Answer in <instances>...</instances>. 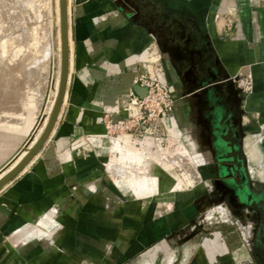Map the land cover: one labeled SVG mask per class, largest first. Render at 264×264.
<instances>
[{"label": "crops", "instance_id": "obj_1", "mask_svg": "<svg viewBox=\"0 0 264 264\" xmlns=\"http://www.w3.org/2000/svg\"><path fill=\"white\" fill-rule=\"evenodd\" d=\"M70 33L54 131L0 190V264H264V0H71ZM143 74L176 99L172 154L192 158L200 181L220 161L235 164L232 178L251 197L216 207L223 216L198 242L207 227L200 207L155 205L159 181L152 194L108 174L104 116L127 117ZM239 78L253 89H240ZM139 143L144 155L165 152L153 137ZM157 163L152 176L169 177Z\"/></svg>", "mask_w": 264, "mask_h": 264}, {"label": "rangeland", "instance_id": "obj_2", "mask_svg": "<svg viewBox=\"0 0 264 264\" xmlns=\"http://www.w3.org/2000/svg\"><path fill=\"white\" fill-rule=\"evenodd\" d=\"M59 23L57 0H0L1 178L7 174V170L9 173L26 157L28 154L26 152H28L31 146H35L34 141L38 137V134L40 135L41 129H43L42 125L44 126L46 118L51 116L49 111L53 107L56 96L55 86L61 71L62 50ZM116 121L118 120H114L108 113L105 114L103 122L106 125L107 131H110L112 134L106 149L109 175L112 174L110 171L111 166L118 164L113 160V145L116 142L121 143L122 141L118 137L122 135L123 130L113 129ZM42 131L41 134H43ZM158 135L160 139L156 141L165 152L163 154L156 153V155H149L150 160L153 163L155 161L159 162L157 166L160 170L166 171L169 174L165 173L163 175L169 177L162 179L163 176L160 172L158 176L154 175L156 182L159 181L158 188L160 193H158L157 197L153 195L152 203L164 206L167 204L170 207L175 205L178 208H182L188 203L198 206L202 202H208L207 199H203L204 197L198 196L197 190L193 191L194 188H198V185L200 186V180L196 178L189 180L194 175V177H197L196 167L198 164L194 163L192 158V164H189L185 157L177 154L173 155V145L168 140L169 136L164 134L163 129L158 130ZM129 138L131 139L130 136ZM139 141L135 139L131 140V148L129 149L131 153L141 154L144 152H139L141 150ZM163 155L164 157H162ZM151 162L149 161V163ZM144 165L146 164L138 161L132 163L128 161L126 163L122 162L119 166L126 167L129 170L128 172L135 171V168L136 170L138 169L137 166H141L143 168L138 171L142 173L145 179L147 171H145ZM189 172L194 173V175L189 174ZM188 174L191 176L189 177ZM110 176L114 178L113 175ZM112 181L114 180L112 179ZM8 183L0 190L6 187ZM172 191L174 192L172 193ZM203 214V221L207 227L201 228L196 236L194 235L193 239L196 242L200 238L202 240L205 237L212 236L214 228L212 224H209V221L220 219V216H223V213H217L211 209H207ZM35 224L37 225L38 222ZM201 231L202 234H200ZM212 238L214 239V237ZM130 264H134V262Z\"/></svg>", "mask_w": 264, "mask_h": 264}, {"label": "built area", "instance_id": "obj_3", "mask_svg": "<svg viewBox=\"0 0 264 264\" xmlns=\"http://www.w3.org/2000/svg\"><path fill=\"white\" fill-rule=\"evenodd\" d=\"M236 82L244 92L248 93L253 89L251 78H239ZM136 83L146 87L148 92L144 97L133 91L129 94V100L125 107L127 117L116 121L113 129L123 130L122 134H129L136 141L146 137L159 140V129H163L164 134L169 136L176 108L173 92L157 76L153 75L143 74ZM108 133L110 136L112 135L110 131Z\"/></svg>", "mask_w": 264, "mask_h": 264}, {"label": "water", "instance_id": "obj_4", "mask_svg": "<svg viewBox=\"0 0 264 264\" xmlns=\"http://www.w3.org/2000/svg\"><path fill=\"white\" fill-rule=\"evenodd\" d=\"M61 2V38H62V52H61V82H60V90L59 95L56 101L55 108L50 117L49 123L45 128L42 136L39 141L35 144V146L30 150V152L26 155V157L9 173H7L3 178L0 179V189L5 186L8 182H10L14 177H16L25 167L29 164V162L36 156L38 151L42 148V146L48 141L50 138L52 131L60 117V113L62 111V107L64 104V97L66 91L68 89V78L70 73V44H69V20H68V0H60ZM195 91L196 89H192ZM137 93L144 97L148 89L146 87H142L138 85L136 88ZM219 141H221V134L216 133ZM227 160L228 157H225ZM227 171V175L229 177H233L236 171V165L230 163L229 161H220L217 165L218 172L216 173L217 177H221V170ZM239 198H242V201H249L251 197H247L244 199V193L239 192Z\"/></svg>", "mask_w": 264, "mask_h": 264}, {"label": "bare ground", "instance_id": "obj_5", "mask_svg": "<svg viewBox=\"0 0 264 264\" xmlns=\"http://www.w3.org/2000/svg\"><path fill=\"white\" fill-rule=\"evenodd\" d=\"M57 9H58V19H59V25H60V34H61V2L60 0H57ZM57 11V10H56ZM70 13H71V0H68V20H69V44L71 45V33H70ZM61 50H62V38H61ZM69 77H70V73H69ZM5 81V80H4ZM6 82V81H5ZM60 82H61V71H60V74H59V77H58V81H57V84H56V96H55V100H54V103H53V107H51L49 113L50 115H52L53 113V110L55 108V105H56V101H57V98H58V95H59V90H60ZM68 82H69V78H68ZM54 87V89H55ZM49 90V89H48ZM68 90V89H67ZM5 92V90H4ZM51 92H54V91H51ZM55 93V92H54ZM51 94V93H50ZM52 95V94H51ZM49 96V95H48ZM46 100V99H45ZM52 100V99H50ZM67 100V91H66V94H65V97H64V102H66ZM42 101V100H41ZM47 101V100H46ZM50 102V101H49ZM48 102V103H49ZM37 105V104H36ZM45 105H46V102H45ZM64 105V104H63ZM50 107V106H48ZM63 108V107H62ZM48 110V109H47ZM39 111V110H38ZM43 115V114H42ZM49 116V115H48ZM42 117V116H41ZM51 117V116H50ZM50 117L49 118H46L45 122H44V126L42 125L43 129H41V131L45 130V128L47 127L48 123H49V120H50ZM42 123V122H41ZM41 131L39 132L40 135L38 134V137L36 138V140L34 141V145L39 141L40 137L42 136L41 134ZM42 131V133H43ZM53 132V131H52ZM125 135V134H124ZM143 140H140L139 142H141ZM131 140L129 139V141H121V143L119 142H116L114 143L113 145V154H114V157H113V160L115 161V163H118V164H114L111 166V173L110 175H113L114 178L116 179V181H118L119 183H122L124 185H126L127 182H130V181H136L137 183H139L144 191H146L147 193H154L155 190H157V182L156 180L154 179V177L152 176V174L150 173V164L149 161L151 162L150 160V156H147V155H144V152L141 153V154H134V153H131V151H129V149L131 148ZM34 146H31L28 150L27 153L30 152V150L33 148ZM13 156V155H12ZM155 157V156H154ZM24 158V157H23ZM139 158V159H138ZM159 158V157H158ZM19 160V159H18ZM33 160V159H32ZM112 160V159H111ZM141 162L142 164H146L144 165V169H146L145 171L147 176L146 178L144 179L143 176H142V173H140L138 170L140 169L139 166L138 169L136 170L135 168V171H132V172H128L129 170L126 169V167H123V166H119L120 164H122V162L126 163V162ZM147 162V163H146ZM177 162V161H176ZM153 163V162H152ZM154 163H157V161H155ZM159 163V162H158ZM157 163V164H158ZM179 163V162H178ZM17 166V165H16ZM15 167V166H14ZM149 167V168H148ZM134 168V166H133ZM142 168V167H141ZM11 170V169H10ZM133 170V169H132ZM187 172V171H185ZM8 173V170L7 172ZM149 173V174H148ZM1 174V173H0ZM4 174V173H3ZM189 174H193L194 173H190ZM188 174V176H189ZM192 175V176H193ZM191 176V175H190ZM189 176V177H190ZM195 176V175H194ZM188 177L189 180H193L194 178L196 177ZM193 178V179H192ZM1 179V177H0ZM184 180V179H183ZM192 183V181H190ZM195 182V181H194ZM178 183V182H177ZM189 184V183H188ZM187 184V185H188ZM180 185V184H179ZM178 185V186H179ZM192 185V184H191ZM181 186V185H180ZM177 187V186H176ZM181 188V187H180ZM183 188V186H182ZM151 194V195H152Z\"/></svg>", "mask_w": 264, "mask_h": 264}, {"label": "flooded vegetation", "instance_id": "obj_6", "mask_svg": "<svg viewBox=\"0 0 264 264\" xmlns=\"http://www.w3.org/2000/svg\"><path fill=\"white\" fill-rule=\"evenodd\" d=\"M226 178L222 179L216 175L209 180L202 178L199 182L203 191L199 192L198 196L204 197L203 199L208 200V202L205 201L198 205L202 211V221L204 216L203 213L207 211V209H211L213 211L216 207L219 209H225L227 207H229V209L238 208V206L241 205L242 198L238 199L236 192H243L245 197L244 199L248 197L247 187L244 184V180L233 179L229 176Z\"/></svg>", "mask_w": 264, "mask_h": 264}]
</instances>
